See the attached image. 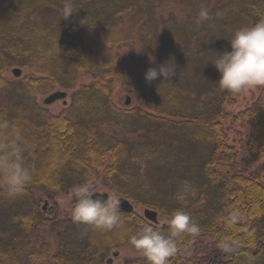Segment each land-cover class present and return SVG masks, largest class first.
<instances>
[{
	"label": "trees",
	"instance_id": "1",
	"mask_svg": "<svg viewBox=\"0 0 264 264\" xmlns=\"http://www.w3.org/2000/svg\"><path fill=\"white\" fill-rule=\"evenodd\" d=\"M70 2L74 12L64 19L65 0H0V139L16 140L33 176L18 196L0 188V264H21L23 255L28 264H107L91 252L130 244L146 225L167 234L168 223L135 212L120 210L122 223L104 231L71 214L46 217L33 201L32 187L94 191L99 174L135 206L169 220L177 210L190 216L200 231L178 240L169 264H264V176L232 167L238 146L225 127H238L243 148L264 167V87L231 112L226 105L239 93L221 90L209 63L230 50L236 29L264 18V0H219L216 8L213 0ZM202 7L212 19L197 24ZM169 60L177 66L171 80L145 82L149 68ZM14 67L18 77L3 75ZM83 73L93 81L73 90L59 112L37 102L55 86L74 88ZM126 86L133 98L118 106L112 94ZM75 203L74 196L71 210ZM39 224L55 233V251L34 244Z\"/></svg>",
	"mask_w": 264,
	"mask_h": 264
},
{
	"label": "clouds",
	"instance_id": "2",
	"mask_svg": "<svg viewBox=\"0 0 264 264\" xmlns=\"http://www.w3.org/2000/svg\"><path fill=\"white\" fill-rule=\"evenodd\" d=\"M70 0H65L62 18L68 19L73 13ZM208 8L202 7L196 23L210 21ZM230 50L217 52L211 63L218 71L217 81L221 90L238 94L244 90L264 87V18L254 24L236 29L230 40ZM154 60V59H153ZM174 61H165L156 68H149L144 76L151 84L158 78L171 80L176 75ZM33 179L31 171L24 165L22 148L13 140L0 139V188L10 197L24 192L25 186ZM76 198L71 212L74 223L109 231L122 223L120 214V194L113 190L106 198L94 197L89 184L73 189ZM167 234L153 226L142 227L128 239V243L147 261V264H169V258L178 251V240L185 234H198L200 229L191 222L190 216L177 210L168 221Z\"/></svg>",
	"mask_w": 264,
	"mask_h": 264
},
{
	"label": "rangeland",
	"instance_id": "3",
	"mask_svg": "<svg viewBox=\"0 0 264 264\" xmlns=\"http://www.w3.org/2000/svg\"><path fill=\"white\" fill-rule=\"evenodd\" d=\"M219 0H213V6L216 8L220 2ZM216 2V3H214ZM170 8V7H169ZM167 8V9H169ZM165 15L167 14V10L165 8L164 12ZM119 52L125 56L130 57L131 51L130 47L127 45H122L119 47ZM12 70V69H11ZM11 70H8L3 73V75L14 79V75L12 74ZM25 70L23 71V74H25ZM93 81L92 77L89 76L87 73H83L79 76L78 81L74 88H64L60 86H55L50 91L40 94L37 96V102L46 107L51 112H59L63 108H65L69 102H70V96L73 90L77 89L81 84H87L89 82ZM54 91H66L67 96L65 98H58L54 101H51L47 104L43 103V100L52 92ZM258 88H251L244 90L236 96L233 102H230L226 105V109L230 110L231 112H236L239 109L244 108L253 97H255L258 93ZM129 97L130 100L133 98V94L130 91L129 87H121L117 89L112 94V100L113 102L118 106H124L126 98ZM64 101L67 102V105H64ZM225 127H227V130L229 132L230 140L234 139L237 143L238 148H236V152L238 153L237 161L232 165L235 169H245L250 171H256L258 173H261L264 176V167L262 159H255L251 155V153L246 152V150L243 148L244 137L242 136V132L238 133V127L234 126L233 124L226 123ZM107 133L113 134L115 136H121L123 137L124 134L119 129H112L108 128L106 129ZM241 145V146H239ZM93 192H108L110 194V190L105 186V184L102 181V176L99 174L97 181H96V187ZM32 197L33 201L35 202L36 206H39L42 208V206L45 209H42V211L45 213V216L52 217L55 216L57 213L60 216L64 215H70L72 210V199L74 195L72 193L65 194L61 192H52L49 191L43 187H32ZM143 209L142 207L135 206L134 205V212L138 215L143 216ZM52 212V213H50ZM158 223L164 224L168 223L169 219L163 215L162 213L158 212ZM157 223V224H158ZM33 238H34V244L36 246H39L42 242H47L50 244L53 251L56 250L58 240L53 231H51L49 228L44 226L43 224H39L36 226V228L33 230ZM92 255L95 257H101L102 261L107 264H120L127 258L137 257L141 254L135 250L130 244L125 245H118L111 247L110 249L103 251V252H91ZM21 264H28L25 255L22 257V263Z\"/></svg>",
	"mask_w": 264,
	"mask_h": 264
},
{
	"label": "water",
	"instance_id": "4",
	"mask_svg": "<svg viewBox=\"0 0 264 264\" xmlns=\"http://www.w3.org/2000/svg\"><path fill=\"white\" fill-rule=\"evenodd\" d=\"M11 72L15 77H18L22 71L20 68L14 67V68H12ZM66 95H67V93L65 91L56 92V93L49 95L45 99V101L50 102V101L55 100L56 98H65ZM129 102H130V98L127 97L125 104H129ZM93 195H94V197L98 196L101 198H106L109 194H108V192H103V193L93 192ZM120 198H121L120 210L128 212V213L134 212V205L127 198L122 197V196H120ZM143 216L145 219H147L148 221L155 223V224L158 223V221H159L158 220V212L154 209H151V208H144L143 209Z\"/></svg>",
	"mask_w": 264,
	"mask_h": 264
}]
</instances>
